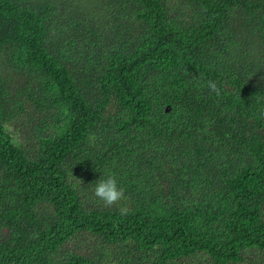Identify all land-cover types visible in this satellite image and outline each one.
I'll use <instances>...</instances> for the list:
<instances>
[{"label":"trees","instance_id":"obj_1","mask_svg":"<svg viewBox=\"0 0 264 264\" xmlns=\"http://www.w3.org/2000/svg\"><path fill=\"white\" fill-rule=\"evenodd\" d=\"M261 112L264 0H0V264H264Z\"/></svg>","mask_w":264,"mask_h":264},{"label":"clouds","instance_id":"obj_2","mask_svg":"<svg viewBox=\"0 0 264 264\" xmlns=\"http://www.w3.org/2000/svg\"><path fill=\"white\" fill-rule=\"evenodd\" d=\"M199 85V81H197ZM210 93L219 94V89L215 81H207L206 85ZM264 117V112L260 113ZM93 195L102 202L105 207H112L118 205L125 199L124 190L118 186L117 180L114 176L108 175L104 179H98L93 188ZM121 214H126L127 209L121 207Z\"/></svg>","mask_w":264,"mask_h":264},{"label":"rangeland","instance_id":"obj_3","mask_svg":"<svg viewBox=\"0 0 264 264\" xmlns=\"http://www.w3.org/2000/svg\"><path fill=\"white\" fill-rule=\"evenodd\" d=\"M19 140H20V139H19ZM192 264H202V262L199 261V260H195L194 262H192Z\"/></svg>","mask_w":264,"mask_h":264},{"label":"water","instance_id":"obj_4","mask_svg":"<svg viewBox=\"0 0 264 264\" xmlns=\"http://www.w3.org/2000/svg\"><path fill=\"white\" fill-rule=\"evenodd\" d=\"M165 111H166V112L168 111V108H167V107L165 108Z\"/></svg>","mask_w":264,"mask_h":264}]
</instances>
